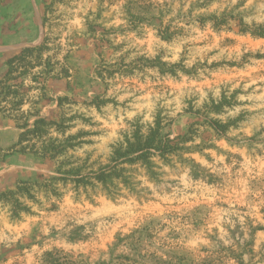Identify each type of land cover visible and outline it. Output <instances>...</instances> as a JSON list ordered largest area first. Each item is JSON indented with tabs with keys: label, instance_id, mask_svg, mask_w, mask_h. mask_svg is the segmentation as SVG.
Wrapping results in <instances>:
<instances>
[{
	"label": "rangeland",
	"instance_id": "1",
	"mask_svg": "<svg viewBox=\"0 0 264 264\" xmlns=\"http://www.w3.org/2000/svg\"><path fill=\"white\" fill-rule=\"evenodd\" d=\"M261 25L264 0H0V79L47 31L44 59L71 71L43 90L11 82L28 91L21 111L59 124L24 145H73L58 158L70 173L52 180L57 160L13 147L25 129L0 111V194H16L0 197V264L108 262L139 230L148 263L178 250L185 264H264ZM152 128L175 149L149 169L115 156Z\"/></svg>",
	"mask_w": 264,
	"mask_h": 264
},
{
	"label": "trees",
	"instance_id": "2",
	"mask_svg": "<svg viewBox=\"0 0 264 264\" xmlns=\"http://www.w3.org/2000/svg\"><path fill=\"white\" fill-rule=\"evenodd\" d=\"M52 12V10H50ZM44 26H48V19L46 13L43 18ZM254 34L264 36V26H259ZM52 37L50 31H47L43 41L40 44L26 46L19 53L15 54L8 59V70L3 78L0 79V111L3 113H8L17 120L18 127L25 129L19 138V141L13 145V147L20 146L22 151H32L43 157H50L56 159L58 162V172L62 174L60 177H52V180L62 179L67 177L70 170L66 169L68 165L67 161L59 160L58 158L63 155V152L68 148L73 147L69 141L63 143H52L49 145L44 144L43 147L38 148L36 145H24L25 142L30 141L31 137L42 136L45 133V128L51 124H58L56 121H47V118L42 117L40 111H21V106L23 104V98L27 95V89L22 87V84L11 83L16 81L22 76L31 77L36 84L40 85V89L45 88V83L50 77H71L70 68L67 65L58 67L57 62L52 60L44 59L43 55L46 51L52 49ZM45 97L46 94L43 93ZM18 98V99H17ZM17 99V101H14ZM68 97H59L58 105L63 106L64 100ZM14 107H18L15 108ZM16 112V113H15ZM34 118L33 127H30V120ZM59 126V124H58ZM158 128L150 129L148 133H143L142 131H137L131 140L126 141V145H121L115 150V156L118 159L123 158V162L129 163H142L146 165L148 169L153 165L151 160L152 157L159 152L160 156L165 155V153L170 152L175 149L174 139L170 137H161ZM75 138V137H72ZM70 138V139H72ZM112 169L103 170L99 173L96 178L102 182H106L116 175ZM79 175V174H77ZM126 185H130L128 179L124 180ZM22 184H31L29 181H21ZM52 183L46 184V186H51ZM29 186H33L32 184ZM20 188L27 193L31 190V187ZM48 189V188H47ZM7 194L16 195L15 192L9 191L7 193H1L0 197L7 196ZM13 203L16 207L20 206V202L17 199H13ZM14 215L18 214L15 209ZM146 229V228H145ZM138 235V236H137ZM145 234L143 231H135L132 234L120 238L115 243L114 247L111 249V259L106 262L102 261L98 264H155L154 262L148 263L145 255L138 253V248L142 243ZM126 244L132 249L136 255L130 256L128 254H122L118 256H113L114 251L121 245ZM169 257L164 259L163 257H150L155 259L156 264H185V262H191V257L188 253H184L178 250L168 251ZM63 264H88L84 261H68Z\"/></svg>",
	"mask_w": 264,
	"mask_h": 264
}]
</instances>
